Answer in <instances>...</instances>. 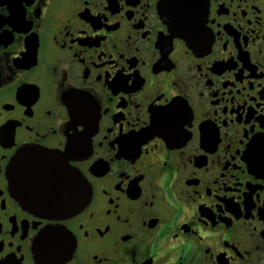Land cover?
I'll list each match as a JSON object with an SVG mask.
<instances>
[{
    "label": "flooded vegetation",
    "instance_id": "obj_1",
    "mask_svg": "<svg viewBox=\"0 0 264 264\" xmlns=\"http://www.w3.org/2000/svg\"><path fill=\"white\" fill-rule=\"evenodd\" d=\"M163 2L0 0V264H264V0Z\"/></svg>",
    "mask_w": 264,
    "mask_h": 264
},
{
    "label": "water",
    "instance_id": "obj_2",
    "mask_svg": "<svg viewBox=\"0 0 264 264\" xmlns=\"http://www.w3.org/2000/svg\"><path fill=\"white\" fill-rule=\"evenodd\" d=\"M164 2H165V0H164ZM164 12H166V8H163V13ZM39 154H40V159H42L44 161L47 157L46 154H43V153H39ZM32 160H33L32 155L29 157H24L22 160L23 164L20 165V167L17 166L15 168L13 177L16 180H18V184H20V185L25 184V185H27L29 187H33V188L38 187V189L43 194L44 191H46L45 188L47 187V185H54L53 184L54 182L60 181L59 177H54V176L52 177V174L58 172L59 170H53L52 172H48V168L50 165L47 162H45L43 164H34V163H32ZM60 165H62V164H60ZM38 169L42 170L40 175L34 174V170L37 171ZM38 194H40V193H38ZM38 197H40L41 199L46 198L44 196L42 197L41 195H39Z\"/></svg>",
    "mask_w": 264,
    "mask_h": 264
}]
</instances>
